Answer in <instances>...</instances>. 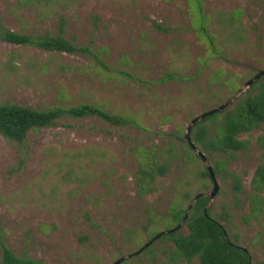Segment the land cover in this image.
I'll list each match as a JSON object with an SVG mask.
<instances>
[{"label": "rangeland", "instance_id": "1", "mask_svg": "<svg viewBox=\"0 0 264 264\" xmlns=\"http://www.w3.org/2000/svg\"><path fill=\"white\" fill-rule=\"evenodd\" d=\"M0 21L35 37L62 27L66 40L87 50L0 42V104H91L132 123L64 117L30 131L22 144L0 135V232L15 256L42 264H198L171 261L169 240L132 254L177 225L176 209L211 193L201 176L209 166L218 184L210 215L251 264H264V186L258 199L251 190L264 165V122L239 137L244 150L207 154L195 146L206 163L184 141L193 118L264 71V0H0ZM144 150L168 171L152 192L139 194Z\"/></svg>", "mask_w": 264, "mask_h": 264}, {"label": "trees", "instance_id": "2", "mask_svg": "<svg viewBox=\"0 0 264 264\" xmlns=\"http://www.w3.org/2000/svg\"><path fill=\"white\" fill-rule=\"evenodd\" d=\"M20 1L56 3L65 0ZM0 42L15 46H29L45 52L66 54H85L87 52L86 48L78 47L66 40L63 37L62 27L59 28V32L55 36L35 37L11 32L0 21ZM263 77L255 81L250 87L251 90L258 88L257 94L254 96H248L247 94L244 97L240 96L223 111L207 116L197 122L190 132V139L193 145L200 146L207 154L246 149V143L241 141L239 137L264 122V85L261 84ZM64 117L73 119L99 117L115 126L132 124L126 118L109 114L91 104L54 107L47 110H34L12 104H0V135L8 141L22 144L30 131L54 126L57 120ZM151 153L152 150H144V157H142L144 164L138 169L136 174V188L139 194L152 192L155 189L153 184L156 177L163 176L168 171L166 164H159L149 158ZM192 156L199 159L196 154ZM221 168L223 169V167ZM201 176L211 181L206 168L203 169ZM263 186L264 165H260L251 181L254 199H258L256 193ZM234 189L235 191H240V185L238 183L235 184ZM253 201L255 202L256 200ZM208 203L209 198L202 193H197L192 203L185 210L176 209L172 214L171 219L177 225L173 229L168 230L169 232L157 233L154 236L157 237V241L169 240L174 245L173 253L169 255V259L172 261L175 258H179L187 262L197 259L198 264H251V257L248 251L233 243L229 239L224 226L210 215L207 208ZM221 213V218L225 219L227 217L225 206L222 207ZM185 216L186 219L183 225L186 226L187 233L182 234L179 232L181 227L179 229L176 228ZM0 256L1 264H42L40 261L15 256L4 243L1 232Z\"/></svg>", "mask_w": 264, "mask_h": 264}, {"label": "water", "instance_id": "3", "mask_svg": "<svg viewBox=\"0 0 264 264\" xmlns=\"http://www.w3.org/2000/svg\"><path fill=\"white\" fill-rule=\"evenodd\" d=\"M262 76H264V71L258 73L257 75H255L251 80H249L248 82H246L243 86V89H239L237 91V93L231 97L230 99H228L226 102H224L223 104L219 105L218 107L211 109L205 113L200 114L199 116L193 118L189 124L186 127V132L184 135V140L185 143L187 144V146L197 155V157L203 162L206 163V159L204 157V155L200 152L197 151L196 147L193 145V143L191 142L190 139V132L192 130V128L194 127V125L201 121L202 119L206 118L207 116H210L212 114L218 113L220 111H223L224 109H226L228 106L231 105V103H233L246 89L250 88L251 85L257 81L259 78H261ZM206 171L212 181V191L209 195H205L207 198H209L210 201L213 200V198L215 197V195L218 192V184L215 180L214 174L212 169L209 166H206ZM187 216V215H186ZM186 216L184 217V219L182 220L181 224L176 228L179 229L181 227V225L184 223ZM148 245L144 246L140 251L144 250ZM139 251V252H140ZM138 254V253H137ZM122 259H120L119 261L115 262L114 264H119L121 262Z\"/></svg>", "mask_w": 264, "mask_h": 264}, {"label": "flooded vegetation", "instance_id": "4", "mask_svg": "<svg viewBox=\"0 0 264 264\" xmlns=\"http://www.w3.org/2000/svg\"><path fill=\"white\" fill-rule=\"evenodd\" d=\"M167 232H169V231H167ZM155 241H157V237H154V238L150 239V240H149L144 246H146V245L151 246ZM144 246H143V247H144ZM148 246H147V247H148ZM143 247H142V248H143ZM147 247H146V248H147ZM142 248H141V249H142ZM146 248H145L144 250H146ZM141 249H140V250H141ZM140 250H139V251H140ZM144 250H142V251H140V252L137 251L136 253L132 254V256H136V255L140 254L141 252H143ZM137 253H138V254H137Z\"/></svg>", "mask_w": 264, "mask_h": 264}]
</instances>
